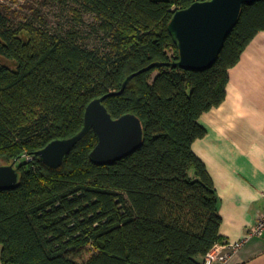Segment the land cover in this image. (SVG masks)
<instances>
[{
  "label": "trees",
  "instance_id": "obj_1",
  "mask_svg": "<svg viewBox=\"0 0 264 264\" xmlns=\"http://www.w3.org/2000/svg\"><path fill=\"white\" fill-rule=\"evenodd\" d=\"M73 20L90 16L103 47L77 28L54 35L14 23L0 2V163L16 162L18 186L0 191L2 264H204L219 242L220 198L193 144L201 116L227 97L230 71L264 31V1L244 5L217 61L206 70L179 60L168 26L175 13L208 0H56ZM114 119L138 116L144 143L110 166L90 154L93 130L60 168L38 152L84 128L95 99ZM91 256L87 259V254ZM202 259V260H201Z\"/></svg>",
  "mask_w": 264,
  "mask_h": 264
},
{
  "label": "crops",
  "instance_id": "obj_2",
  "mask_svg": "<svg viewBox=\"0 0 264 264\" xmlns=\"http://www.w3.org/2000/svg\"><path fill=\"white\" fill-rule=\"evenodd\" d=\"M199 124L207 135L195 141L193 151L220 198L218 244L238 242L264 213V31L231 69L224 103L203 114ZM228 264H264V233L251 239Z\"/></svg>",
  "mask_w": 264,
  "mask_h": 264
},
{
  "label": "water",
  "instance_id": "obj_3",
  "mask_svg": "<svg viewBox=\"0 0 264 264\" xmlns=\"http://www.w3.org/2000/svg\"><path fill=\"white\" fill-rule=\"evenodd\" d=\"M258 1L264 0H208L177 11L168 29L178 46L179 60L166 65L192 71L213 66L226 39L239 22L243 6ZM164 65L153 63L130 75L119 92L93 100L86 108L82 131L72 138L49 143L38 152L40 161L48 167L60 168L78 142L91 130L98 137V144L90 154V159L96 165H113L137 151L144 143L142 120L133 114L114 119L104 102L109 97L122 95L128 83L137 75ZM15 165L16 162L10 165L0 163V191L13 190L18 186L19 173Z\"/></svg>",
  "mask_w": 264,
  "mask_h": 264
},
{
  "label": "rangeland",
  "instance_id": "obj_4",
  "mask_svg": "<svg viewBox=\"0 0 264 264\" xmlns=\"http://www.w3.org/2000/svg\"><path fill=\"white\" fill-rule=\"evenodd\" d=\"M6 12L14 23H30L40 30L54 35H64L75 28L83 33L82 41L88 49L103 47L100 36L93 33L95 23L90 16L84 18L83 24L78 25L73 20L72 4H62L56 0H0ZM91 254H87L88 259ZM0 264L1 246H0Z\"/></svg>",
  "mask_w": 264,
  "mask_h": 264
},
{
  "label": "built area",
  "instance_id": "obj_5",
  "mask_svg": "<svg viewBox=\"0 0 264 264\" xmlns=\"http://www.w3.org/2000/svg\"><path fill=\"white\" fill-rule=\"evenodd\" d=\"M264 233V213L258 217L256 224L250 229L247 236L234 243L216 244L205 256L204 264H214L220 260L223 264H228L232 258L253 238ZM227 252L222 254V251Z\"/></svg>",
  "mask_w": 264,
  "mask_h": 264
}]
</instances>
